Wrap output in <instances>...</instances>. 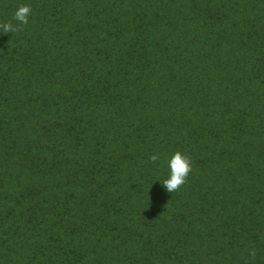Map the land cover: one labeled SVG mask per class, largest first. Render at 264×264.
I'll return each mask as SVG.
<instances>
[{"label":"trees","instance_id":"trees-1","mask_svg":"<svg viewBox=\"0 0 264 264\" xmlns=\"http://www.w3.org/2000/svg\"><path fill=\"white\" fill-rule=\"evenodd\" d=\"M4 23L0 264H264V0H0Z\"/></svg>","mask_w":264,"mask_h":264},{"label":"clouds","instance_id":"clouds-1","mask_svg":"<svg viewBox=\"0 0 264 264\" xmlns=\"http://www.w3.org/2000/svg\"><path fill=\"white\" fill-rule=\"evenodd\" d=\"M30 12L31 8L28 5L19 6L14 12V19L19 25H26L28 23ZM15 30L16 26L11 23L0 25V31L5 33H10ZM158 158V155L153 154L150 157V160L155 163ZM167 167L168 176L160 184L168 193H171L185 182V179L191 170V165L186 156L182 155L180 152H175L169 158Z\"/></svg>","mask_w":264,"mask_h":264}]
</instances>
